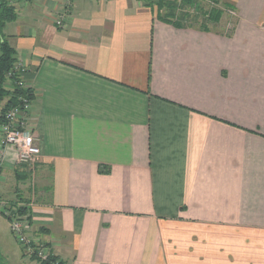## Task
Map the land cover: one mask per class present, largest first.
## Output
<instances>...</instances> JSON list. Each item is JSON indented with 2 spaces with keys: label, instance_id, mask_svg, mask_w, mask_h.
Instances as JSON below:
<instances>
[{
  "label": "crops",
  "instance_id": "crops-1",
  "mask_svg": "<svg viewBox=\"0 0 264 264\" xmlns=\"http://www.w3.org/2000/svg\"><path fill=\"white\" fill-rule=\"evenodd\" d=\"M145 1L72 0L65 28L66 0L8 3L41 154L32 200L0 147V199L67 264H264V0L211 31ZM11 234L2 264H40Z\"/></svg>",
  "mask_w": 264,
  "mask_h": 264
},
{
  "label": "built area",
  "instance_id": "built-area-1",
  "mask_svg": "<svg viewBox=\"0 0 264 264\" xmlns=\"http://www.w3.org/2000/svg\"><path fill=\"white\" fill-rule=\"evenodd\" d=\"M8 1L13 3L18 0ZM71 4L72 0H66L65 8L55 22L58 28L66 27V19L70 15L69 8ZM25 71L24 65L16 61L13 71L7 76L6 88L12 94H15V104L6 112L4 121L0 123V147L2 149L14 148L17 151L18 164L29 169L32 193L30 196L33 200L35 195L34 172L41 149L39 138L34 135L31 124L32 88L24 79ZM1 165L2 162H0ZM21 206H12L9 202L0 199V217L9 218L11 233L15 236L26 258L32 259L33 256H36L39 260L46 262L54 255L51 253L48 244L35 236L32 226V214L30 213L31 219L28 218V215L22 214L20 211ZM28 233H31L33 237H29ZM57 262L51 264H58Z\"/></svg>",
  "mask_w": 264,
  "mask_h": 264
},
{
  "label": "trees",
  "instance_id": "trees-1",
  "mask_svg": "<svg viewBox=\"0 0 264 264\" xmlns=\"http://www.w3.org/2000/svg\"><path fill=\"white\" fill-rule=\"evenodd\" d=\"M168 1L169 0L152 1L157 3L155 6L157 8L158 15L160 16V18L166 16V15L163 16V12L168 11L171 8H172L171 13L173 14L176 11V7H178L177 10L183 7L192 8L197 12H199L200 10V13L204 15L205 21L201 22L199 28L204 31H211L209 24L219 23L224 13L222 10L220 11V9H218L217 7L215 6L213 7V5L220 4L219 0H173L174 3H169ZM152 2L147 3L145 1L144 5L151 6ZM200 2L203 4V6L207 5L209 6V8L213 7L209 9L210 11L208 15L207 12H204L205 9L204 10L202 9ZM8 3L10 2L0 0V31L3 30V28L7 23L15 21L17 18V14L15 13L14 8L11 7ZM197 14L198 13H196V15ZM180 16L190 19V21L193 19V18H188L189 16L187 13H185L184 15L181 14ZM165 20H167L168 22L171 21L168 18H165ZM16 61H17V57H16L15 49L6 40H2L0 44V123L4 121L6 112L15 104L14 102L15 94L14 93L12 94L6 88V82H7V76L11 71H13ZM31 97H33V94H31ZM20 211L22 212V214L28 215V218L31 219V215H30L31 208L28 205H22ZM1 258L2 257L0 252V264H2ZM32 260L39 262L40 264H51L52 262H57V258L55 256L50 257L49 260L46 262L39 260L36 256H33ZM57 263L67 264L64 261H59Z\"/></svg>",
  "mask_w": 264,
  "mask_h": 264
},
{
  "label": "rangeland",
  "instance_id": "rangeland-1",
  "mask_svg": "<svg viewBox=\"0 0 264 264\" xmlns=\"http://www.w3.org/2000/svg\"><path fill=\"white\" fill-rule=\"evenodd\" d=\"M200 4H201V7H202V9L204 10V9H207V10H209L210 8H209V6H207V5H204L205 6V8H204V6H203V4L200 2ZM187 12H191L190 14H192V15H194V14H196V13H198V15L201 17V19H202V21H200V20H197V19H195L194 17H193V19L191 20L193 23H195V24H198V23H201V22H204L205 21V19H204V17H203V14H201L200 13V10H199V12H197V11H195L194 9H192V8H189V7H183V8H181V11H180V15L181 14H185V13H187ZM179 13V12H178ZM189 14V15H190ZM28 169V168H27ZM29 170V169H28ZM30 172V171H29ZM29 185H30V181H29ZM1 219V221H4L5 223H10V220H9V218L8 217H5V216H2V217H0ZM9 227H10V224H9ZM10 231H11V228H10ZM12 236H13V238H15V236L13 235V234H11ZM28 235H29V237H33V235L31 234V233H28ZM15 240H16V238H15ZM14 240V242H15V244H18L19 245V243L17 242V240L15 241ZM20 246V245H19ZM21 247V246H20ZM19 247V251L21 250V248ZM8 249H7V247L6 248H4V252L5 251H7ZM17 250V249H16ZM11 252L10 251H7V255H9ZM8 264H12V261H10V262H8ZM34 264H37V263H34Z\"/></svg>",
  "mask_w": 264,
  "mask_h": 264
}]
</instances>
